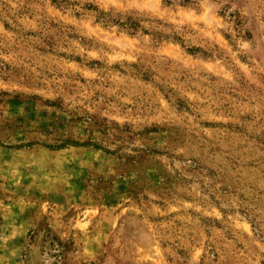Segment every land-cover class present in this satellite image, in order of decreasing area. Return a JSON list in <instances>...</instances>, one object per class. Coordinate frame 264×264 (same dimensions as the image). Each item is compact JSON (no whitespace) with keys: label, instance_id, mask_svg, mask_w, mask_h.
<instances>
[{"label":"rangeland","instance_id":"374dc122","mask_svg":"<svg viewBox=\"0 0 264 264\" xmlns=\"http://www.w3.org/2000/svg\"><path fill=\"white\" fill-rule=\"evenodd\" d=\"M0 264H264V0H0Z\"/></svg>","mask_w":264,"mask_h":264},{"label":"trees","instance_id":"16d2710c","mask_svg":"<svg viewBox=\"0 0 264 264\" xmlns=\"http://www.w3.org/2000/svg\"><path fill=\"white\" fill-rule=\"evenodd\" d=\"M90 142H84V145H89ZM61 146H63V144H57L56 146H53V147H56V148H60Z\"/></svg>","mask_w":264,"mask_h":264}]
</instances>
